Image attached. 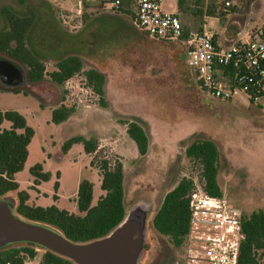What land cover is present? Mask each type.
<instances>
[{
  "label": "rangeland",
  "instance_id": "1",
  "mask_svg": "<svg viewBox=\"0 0 264 264\" xmlns=\"http://www.w3.org/2000/svg\"><path fill=\"white\" fill-rule=\"evenodd\" d=\"M224 1L202 0L200 8L205 12L214 2L221 11ZM227 1L232 8L223 10L227 13L219 19L201 16L194 1L188 0L190 5L183 13L189 28L195 30L201 24L217 31L226 28L228 38H245L261 23L264 1ZM175 5L176 1L165 0L162 7L173 10ZM1 6L19 15L37 13L28 45L47 71L59 59L76 54L85 69L95 68L105 77L101 102L97 94L83 87L80 75L58 86L48 79L31 83L26 70L17 68L20 82L0 80V111L19 112L33 129L27 159L15 174L19 189L30 190V200L42 206L57 203L75 212L79 183H92L95 203L101 194L97 166L102 160L111 165L121 162L125 220L140 224L146 247L137 264H154L161 244L150 226L152 214L180 176L192 177L200 187L199 170L184 150L193 139H207L218 149L217 182L228 203L245 216L264 208V110L242 95L222 101L202 91L188 65L183 40L149 37L129 14L114 13L92 1L86 5L78 29L73 25L82 16L79 0H0ZM58 18L66 19L69 29ZM3 25L0 15V30ZM5 59L0 53V62ZM61 103L72 106L74 113L56 123L52 113ZM132 122L147 134L143 155L126 133ZM9 125L4 122L1 127ZM78 137L94 140L98 147L89 155ZM38 164L47 180L30 172ZM37 251L32 264H39L42 250Z\"/></svg>",
  "mask_w": 264,
  "mask_h": 264
},
{
  "label": "trees",
  "instance_id": "2",
  "mask_svg": "<svg viewBox=\"0 0 264 264\" xmlns=\"http://www.w3.org/2000/svg\"><path fill=\"white\" fill-rule=\"evenodd\" d=\"M89 1L101 6L103 3L102 0H81L84 14ZM120 1L118 8L109 10L114 13L125 12L136 23L135 0ZM193 1L195 11L201 16L205 14L209 17L224 18L223 15L227 12L223 10L232 8L220 11L218 6L211 2L203 12L200 8L202 0ZM177 2L180 6L182 0ZM0 15L5 22V27L0 30V53L7 57L5 61L8 63H17L20 65V67L16 66L17 68H24L29 82L39 83L48 79L58 86H63L69 79L80 75L83 79V87L92 90L98 95L99 101H103L104 75L95 68L85 69L80 56L66 55L56 61L52 71L46 70L42 59L28 45V34L37 19L35 11L32 10L27 15H19L8 7H2ZM58 22L65 29H69L63 24L62 18H58ZM187 34L188 31L183 30L180 40L185 39ZM73 113L72 106L61 103L53 109V121L64 122ZM4 122L10 124L8 128L1 127ZM126 133L136 144L138 153L145 154L148 138L143 127L134 122L129 123ZM32 136L33 129L27 125L23 115L17 111H0V199L10 204L15 217L48 227L69 242L90 245L108 238L125 222L122 163L116 161L111 165L108 160H102L97 166L100 173L101 194L95 203H92V183L83 180L78 185L75 212L56 204L38 205L30 200L28 192L19 189L15 180V174L22 170L27 159V148ZM77 141L83 143L89 155L98 147L94 140H83L78 137ZM184 155L199 170L200 188L209 195L222 196L217 182L219 153L215 143L207 139H193L185 147ZM40 170L41 165L38 164L32 167L30 172L42 180H47V174L41 173ZM197 187L192 177L180 176L153 212L150 226L161 244L154 264H173L176 259L182 257L189 229V197ZM57 188L56 182L55 191ZM242 232L244 238L240 246L238 264H264V208L248 216H242ZM143 248L146 249L145 245ZM37 249L42 250L39 264H77L65 255L28 242H17L1 247L0 264H25L37 258Z\"/></svg>",
  "mask_w": 264,
  "mask_h": 264
},
{
  "label": "built area",
  "instance_id": "3",
  "mask_svg": "<svg viewBox=\"0 0 264 264\" xmlns=\"http://www.w3.org/2000/svg\"><path fill=\"white\" fill-rule=\"evenodd\" d=\"M164 1L135 0L136 25L147 36L180 40L183 27L178 13L164 10ZM102 2L107 9L121 4L120 0ZM229 7L231 3L224 1L223 9ZM62 20L69 27L67 20ZM183 42L198 87L209 97L228 101L242 95L249 104L264 110V14L245 38H228L226 28L204 27L188 32ZM189 212L182 257L173 264H238L244 238L241 211L223 195L212 196L197 187L189 197Z\"/></svg>",
  "mask_w": 264,
  "mask_h": 264
},
{
  "label": "water",
  "instance_id": "4",
  "mask_svg": "<svg viewBox=\"0 0 264 264\" xmlns=\"http://www.w3.org/2000/svg\"><path fill=\"white\" fill-rule=\"evenodd\" d=\"M0 80L15 84L22 80L16 66L0 62ZM28 242L65 255L77 264H137L143 250V232L135 220H125L108 238L90 244L69 242L52 229L15 217L7 201L0 199V248Z\"/></svg>",
  "mask_w": 264,
  "mask_h": 264
},
{
  "label": "crops",
  "instance_id": "5",
  "mask_svg": "<svg viewBox=\"0 0 264 264\" xmlns=\"http://www.w3.org/2000/svg\"><path fill=\"white\" fill-rule=\"evenodd\" d=\"M188 0H182V2H181V4H180V6L178 5V2H176V5H175V8L173 9V10H171V11H176L177 13H178V16H179V19H180V21H181V24H182V27H183V30L184 31H188V32H190V31H197V30H199V29H202V28H204V26H202V24L200 25V26H197V29H195V30H193V29H191V28H189V25L187 24V20H186V18L184 17V14L185 13H183V12H185V10H184V8H187L188 9ZM190 5V4H189ZM2 7V6H1ZM1 7H0V10H1ZM79 7H80V10L78 11V12H80L81 13V15L82 14H84V11H83V6H82V3H79ZM192 7V6H191ZM105 9H107V8H105ZM165 10V9H164ZM84 17H79V21L78 22H76L75 23V26L77 27V29H78V27H80L81 25H82V22H83V19ZM91 21H92V19H90ZM90 21V22H91ZM89 22V23H90ZM4 27H5V25H3ZM4 27H2V28H4ZM76 27H75V29H76ZM145 34V33H144ZM150 37V36H149ZM29 194H30V190H29ZM55 203V202H54ZM56 205H57V203H55ZM25 264H32V262L31 261H27Z\"/></svg>",
  "mask_w": 264,
  "mask_h": 264
}]
</instances>
